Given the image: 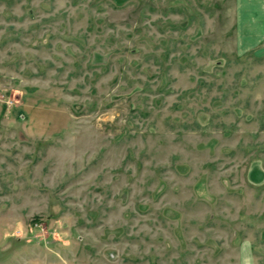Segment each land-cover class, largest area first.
Instances as JSON below:
<instances>
[{
  "label": "rangeland",
  "instance_id": "obj_1",
  "mask_svg": "<svg viewBox=\"0 0 264 264\" xmlns=\"http://www.w3.org/2000/svg\"><path fill=\"white\" fill-rule=\"evenodd\" d=\"M235 6L0 0V264H264Z\"/></svg>",
  "mask_w": 264,
  "mask_h": 264
},
{
  "label": "crops",
  "instance_id": "obj_2",
  "mask_svg": "<svg viewBox=\"0 0 264 264\" xmlns=\"http://www.w3.org/2000/svg\"><path fill=\"white\" fill-rule=\"evenodd\" d=\"M237 46L251 49L264 44V0H236Z\"/></svg>",
  "mask_w": 264,
  "mask_h": 264
}]
</instances>
